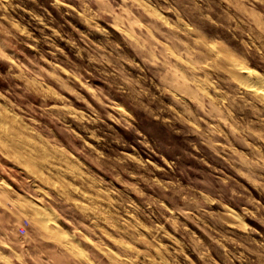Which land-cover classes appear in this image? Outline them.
<instances>
[{
  "label": "rangeland",
  "instance_id": "rangeland-1",
  "mask_svg": "<svg viewBox=\"0 0 264 264\" xmlns=\"http://www.w3.org/2000/svg\"><path fill=\"white\" fill-rule=\"evenodd\" d=\"M236 63L264 78V0H0L25 264H264V82Z\"/></svg>",
  "mask_w": 264,
  "mask_h": 264
},
{
  "label": "crops",
  "instance_id": "crops-1",
  "mask_svg": "<svg viewBox=\"0 0 264 264\" xmlns=\"http://www.w3.org/2000/svg\"><path fill=\"white\" fill-rule=\"evenodd\" d=\"M17 192L0 186V264H25L23 235L17 232L27 213ZM21 243V244H20ZM11 259V262L9 261Z\"/></svg>",
  "mask_w": 264,
  "mask_h": 264
},
{
  "label": "bare ground",
  "instance_id": "bare-ground-1",
  "mask_svg": "<svg viewBox=\"0 0 264 264\" xmlns=\"http://www.w3.org/2000/svg\"><path fill=\"white\" fill-rule=\"evenodd\" d=\"M235 68L239 71V72H241V71H243L245 68H244V66L242 65V64H239V63H236L235 64ZM245 78L246 79H253V80H255V81H258V82H264V78L262 77V75H259V74H257V73H255V72H253V71H251L250 69H245ZM254 81V82H255ZM252 83V82H251ZM244 84H245V82H244ZM253 84V83H252ZM248 85H249V83H248ZM251 87V86H250ZM262 88V90L264 89L263 88V86H261ZM260 88V87H259ZM257 89L258 91H260V92H262L260 89ZM251 89H252V87H251ZM264 91V90H263ZM264 93V92H263ZM263 93H261V94H263Z\"/></svg>",
  "mask_w": 264,
  "mask_h": 264
},
{
  "label": "built area",
  "instance_id": "built-area-1",
  "mask_svg": "<svg viewBox=\"0 0 264 264\" xmlns=\"http://www.w3.org/2000/svg\"><path fill=\"white\" fill-rule=\"evenodd\" d=\"M27 225H28V221H27V220H24V221L22 222V224L19 226V228H18V232H19L20 234H23V233L26 231V229H27Z\"/></svg>",
  "mask_w": 264,
  "mask_h": 264
}]
</instances>
